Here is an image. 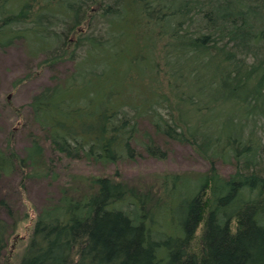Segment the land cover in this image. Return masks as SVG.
<instances>
[{"label":"trees","instance_id":"trees-1","mask_svg":"<svg viewBox=\"0 0 264 264\" xmlns=\"http://www.w3.org/2000/svg\"><path fill=\"white\" fill-rule=\"evenodd\" d=\"M19 37L40 68L69 62L27 103L51 160H164V139L208 168L85 177L19 252L1 181L40 145L0 148V264H264V0H0V45Z\"/></svg>","mask_w":264,"mask_h":264},{"label":"rangeland","instance_id":"rangeland-1","mask_svg":"<svg viewBox=\"0 0 264 264\" xmlns=\"http://www.w3.org/2000/svg\"><path fill=\"white\" fill-rule=\"evenodd\" d=\"M46 53H32L23 37L15 38L8 46L0 45V148L11 147L18 156L24 157L34 139L40 145L35 168L34 165L27 166V160L23 170L14 171L1 181L2 195L12 208L11 217L5 212L2 216L9 222L19 220L12 235V241H18L16 250L19 252L27 240L29 220L42 206L57 202L63 188L83 187L85 177L113 174L117 170L131 184H145L155 181L158 173L190 172L193 176V173L208 168V163L190 146L164 139H158L167 150L164 160L152 158L144 152L134 161H122L116 166L51 160L56 155L29 120L27 103L42 87L51 83L53 75L66 73L69 62H60L54 68H40L39 62ZM219 169L224 175L233 170L229 164L219 166ZM25 214L28 219H25Z\"/></svg>","mask_w":264,"mask_h":264}]
</instances>
